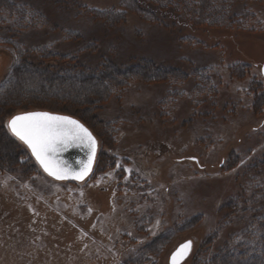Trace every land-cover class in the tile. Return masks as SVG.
I'll return each mask as SVG.
<instances>
[{"label":"rangeland","instance_id":"rangeland-1","mask_svg":"<svg viewBox=\"0 0 264 264\" xmlns=\"http://www.w3.org/2000/svg\"><path fill=\"white\" fill-rule=\"evenodd\" d=\"M263 66L264 0H0V264H264ZM37 109L88 124L83 182L9 142Z\"/></svg>","mask_w":264,"mask_h":264},{"label":"snow or ice","instance_id":"snow-or-ice-1","mask_svg":"<svg viewBox=\"0 0 264 264\" xmlns=\"http://www.w3.org/2000/svg\"><path fill=\"white\" fill-rule=\"evenodd\" d=\"M11 134L23 142L48 175L56 179L71 176L83 180L91 171L96 157V140L78 121L66 116L51 115L47 112H32L15 115L7 123ZM72 147H82L89 151L87 163L81 162L77 171H69L59 154ZM187 242L172 256V264L180 260L190 250Z\"/></svg>","mask_w":264,"mask_h":264},{"label":"trees","instance_id":"trees-1","mask_svg":"<svg viewBox=\"0 0 264 264\" xmlns=\"http://www.w3.org/2000/svg\"><path fill=\"white\" fill-rule=\"evenodd\" d=\"M31 68L32 69H30V70H33V72H35V75H40L41 76V78L44 80V82L46 83H48L49 85H50V83L51 82H53L52 84H54L55 82H60L59 80H58V76L57 75H53L52 73L51 74H49L48 73V71H49V69H44L43 67L41 68V67H39V68H35L34 66H31ZM133 69H134V67H130V68H127V70H125V69H116L115 67H113V69L111 70L110 68L109 69H104V68H101L100 70H98V71H92V70H83L82 72H75V73H82V77L84 78V80H86L87 82H89V81H92V78L95 76L96 77V75H102V76H97L98 78H100L101 79V81H102V83L104 82H110L109 84H115V86L117 87V86H119L120 84H122V82H121V77H129V76H131V75H134V73H133ZM68 71V70H67ZM165 71V70H164ZM127 74H129V75H127ZM89 80V81H88ZM85 81V82H86ZM31 82H33V81H31ZM104 85L103 86V88H104V90H103V94H102V96L103 97H106L105 96V94L107 93L108 94V92H106L107 90H110L112 87H111V85ZM35 86V83H32V84H29V89H31L32 87H34ZM111 87V88H110ZM110 88V89H109ZM28 90V89H27ZM29 91V90H28ZM46 92V90H43V88H40V94H46L45 93ZM27 93H32V94H34L33 92H27ZM78 95V94H77ZM105 99V98H104ZM35 111H47V112H49L47 109H42V110H35ZM30 112V111H29ZM32 112H33V110H32ZM58 114H65V112H59ZM73 117H75V118H77V119H79L81 122H83L86 126H88V124L86 123V122H84L80 117H76V116H74L73 115ZM89 127V126H88ZM9 139V142L14 146H19L20 144H21V142L18 140V139H16V138H11V137H9L8 138ZM27 151V150H26ZM27 153H28V151H27ZM28 155H29V157H30V154L28 153ZM32 157V156H31ZM30 157V158H31ZM32 159V158H31ZM34 162V161H33ZM35 163V162H34ZM262 227V226H261ZM263 228V227H262ZM264 230V229H263ZM263 238H264V235H263ZM259 248H258V250H260V252H261V249H264V245L261 243V242H259ZM250 248V249H249ZM240 251V250H239ZM244 251H245V254H247V253H249L250 251H252V247H249V245L248 246H246V248L245 249H243V252L242 253H244ZM263 259V258H262Z\"/></svg>","mask_w":264,"mask_h":264},{"label":"water","instance_id":"water-1","mask_svg":"<svg viewBox=\"0 0 264 264\" xmlns=\"http://www.w3.org/2000/svg\"><path fill=\"white\" fill-rule=\"evenodd\" d=\"M262 73L264 75V66L262 68ZM33 112H43V111H33ZM29 113H32V112H29ZM51 115H57V116H66V117H69L73 120H76L78 121L80 124H82L85 128H87L80 120H78L77 118H74V117H71V116H68V115H62V114H56V113H51V112H47ZM23 114H27V113H23ZM19 115H22V114H19ZM88 129V128H87ZM88 131L92 134V132L88 129ZM92 136L95 138V136L92 134ZM96 140V138H95ZM23 143V142H22ZM24 144V143H23ZM25 145V144H24ZM27 147V145H25ZM28 148V147H27ZM28 150L30 151L31 155H32V152H31V149L28 148ZM97 150H98V145H97V141H96V157H97ZM32 157L35 159V161L38 163V165L41 167V165L39 164V162L36 160L35 156L32 155ZM88 157H89V151L88 149L86 148H82V147H72V148H69L68 150L62 152L59 154V158L60 160H62L63 162H65L69 168V171H79L80 168H81V162H84V163H87V160H88ZM96 157H95V161L93 163V167L95 165V162H96ZM92 167V169H93ZM42 171L47 175L49 176L50 178L56 180V181H59V182H62V181H71V182H83L85 179H87L89 177V175L91 174V172L83 179V180H76V179H73L71 176H69L68 178L66 179H56L55 177L53 176H50L48 175V173H46L44 171V169L41 167ZM189 242V241H188ZM191 242V241H190ZM187 243V242H186ZM185 244V243H184ZM183 244V245H184ZM182 246V245H181ZM181 246L177 249V251L181 248ZM192 249H193V244L191 242V247H190V250H187L186 252V255H184V257L180 260L179 264L183 263L192 253ZM175 251L173 253V255L177 252ZM172 255V256H173ZM172 256H171V260H170V264H172Z\"/></svg>","mask_w":264,"mask_h":264}]
</instances>
